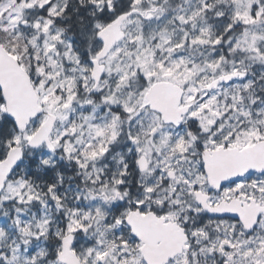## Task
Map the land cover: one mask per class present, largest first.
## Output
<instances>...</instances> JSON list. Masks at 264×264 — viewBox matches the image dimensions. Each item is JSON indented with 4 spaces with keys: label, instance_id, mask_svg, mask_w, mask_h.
Listing matches in <instances>:
<instances>
[{
    "label": "snow or ice",
    "instance_id": "1",
    "mask_svg": "<svg viewBox=\"0 0 264 264\" xmlns=\"http://www.w3.org/2000/svg\"><path fill=\"white\" fill-rule=\"evenodd\" d=\"M0 264H264V0H0Z\"/></svg>",
    "mask_w": 264,
    "mask_h": 264
}]
</instances>
